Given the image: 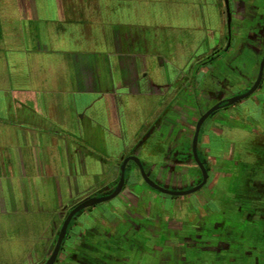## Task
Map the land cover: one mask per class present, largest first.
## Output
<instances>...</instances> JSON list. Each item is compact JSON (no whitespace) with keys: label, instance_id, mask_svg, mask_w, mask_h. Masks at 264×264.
Here are the masks:
<instances>
[{"label":"crops","instance_id":"0c3cea01","mask_svg":"<svg viewBox=\"0 0 264 264\" xmlns=\"http://www.w3.org/2000/svg\"><path fill=\"white\" fill-rule=\"evenodd\" d=\"M44 1L56 2L61 14L63 2L74 0H0V148L3 149L0 151V215L17 210L28 214L29 210L56 209L39 237V247L25 254V260L19 264H29L31 257L46 256L63 215L75 202L86 199L93 191L105 192L114 186L119 162L129 150L124 143L119 112L122 96L128 95L134 100L139 96H158L156 103L148 104L146 113V117L152 113H158L157 116L150 122L144 120L134 129V142L164 113L166 120H163V134L172 136L170 144L178 145L183 143V80L187 91L184 96L187 126L196 119L206 96L199 89L200 78L197 76L198 64L205 57L207 46L191 65L183 64V51L178 44L174 50H171L170 45L166 46L167 51L163 49L165 47L155 50L149 49L145 41L141 45L131 35L126 38L121 29L124 24L118 15L112 21L113 29L102 35L103 46L100 50L86 51L76 47L63 51L69 59L66 75L58 67L54 68L53 61L42 63L39 53L44 50L48 52L49 47L60 52L59 49L54 50L52 43H42L43 37L35 26L39 14L45 12L43 3L38 2ZM94 1L88 0L87 7L91 12L94 10ZM214 3L218 8L216 22L210 14L200 13L202 22L197 25L198 30L205 24L214 27L205 40L210 50L220 47L225 26L222 2L215 0ZM74 5L68 3V9L61 14L70 22L81 19V13L78 18L75 17ZM82 10L79 8V11ZM30 27H33V31L29 30ZM170 43L168 40L167 44ZM14 50L19 53L20 66L11 64ZM254 64H251V73L255 70ZM13 76H20V83L13 85ZM59 76H73L75 85L72 90L65 92L67 90L59 89ZM76 76L83 80L80 85L75 83ZM108 76L121 77L109 86ZM123 76H130V84L123 83ZM152 76H159V81L151 79ZM254 77L247 76L246 81L250 83ZM263 86L264 81L255 92H259ZM61 92L70 96V100L61 101ZM162 98L168 101L163 103ZM13 116L20 118L18 124L11 120ZM95 129L102 130L106 144L109 138L120 143L111 165L77 145L82 135L90 142H95ZM136 131H140V135ZM142 152L144 161L151 165L150 171L157 176H161L165 168H169L168 173L173 176H179L183 170V163L174 164L172 158H166L163 161L166 165H160V156L153 154L151 157L150 150ZM152 158L155 159L153 162L158 163L159 169L157 164H152ZM101 175L106 178L105 183L95 187L93 178ZM128 179L138 184L133 171L128 174ZM50 185L53 191L49 190ZM126 191L124 189V193ZM28 240L34 241L32 237L22 238V241ZM6 241L7 237L0 238V264H7L12 261L10 258L17 256L15 252L7 253L8 248H4L8 243Z\"/></svg>","mask_w":264,"mask_h":264},{"label":"flooded vegetation","instance_id":"af4514ba","mask_svg":"<svg viewBox=\"0 0 264 264\" xmlns=\"http://www.w3.org/2000/svg\"><path fill=\"white\" fill-rule=\"evenodd\" d=\"M221 2L225 17L223 40L218 49L210 50L207 47L205 57L198 64V76H201L199 89L206 96H204L203 107L198 109L196 119L192 123L189 122V126H187V116L184 114L186 113L184 96L187 91L183 80V143L180 145L169 143L173 138L164 136L163 120L166 118L163 117L164 113L160 114L121 158L118 176L112 189L105 192L93 191L87 197L111 193L117 184L123 160L130 156L140 160L144 173L151 180L162 187L171 189L169 187L177 180L178 175H169V168H165L161 176L151 172V165H147L144 158L140 157L143 150H150L151 157L153 154L160 156L162 160L160 165H166L163 162L166 158H172L174 164L175 162L183 163V179L190 176L189 180H192V183H189L187 187L183 185V189L172 188L171 190H187L199 184L202 181V172L192 151L194 130L199 117L210 108L217 106L202 122L196 143V154L207 175L205 183L194 191L205 188L202 195L195 197L197 206H191L190 209V211H196V219L185 222L181 211L178 217H173L174 220L169 212V216L165 212L154 216L152 212L155 209V202L169 211L170 207L166 206L164 196L181 195H170L151 187L143 179L136 162L129 159L125 164V182L121 191L112 199L103 201L107 203L100 202L85 207L71 217L53 264H141L140 259L143 260V264H146L145 258L146 260L148 258L147 264H163V262L172 264L173 258L179 259L180 264H200L203 261L205 264L210 261L219 264H241L243 260H248L243 264H264V190L262 189L264 180L244 179L241 185L237 184V188L236 186L232 188V193L236 195L232 202H221V200L217 202L213 194L216 177L220 173L228 178L230 184L236 182L237 173L234 169L227 166L222 168L223 165L216 163L218 160L237 162L232 159L229 148H226L228 142L224 137L220 138L227 127L225 120L221 118L225 117L230 106L245 97L231 104H226V100L245 93L258 77L264 58V0H228L229 28L224 0ZM237 42L238 46H236ZM253 62L255 70L251 73L250 67L253 66L251 65ZM247 76L255 77L248 83ZM263 81L264 61L261 79L251 94L263 84ZM235 85L239 86L237 90H229L230 86ZM165 101L167 102L168 99L162 98V102ZM146 139H152L153 147L150 146L151 142L149 145L146 143ZM215 139L220 140L219 151L212 149V141ZM151 148L156 149L153 151ZM153 160L155 159L152 158L151 162ZM152 164H157L159 169L156 161ZM130 171L138 173L140 177V180L137 178L138 184L129 182L128 177L126 178L127 172L129 174ZM163 183L165 185H162ZM249 185L251 188L248 187ZM241 186H243L242 189L248 188L240 194L237 189ZM124 189H127L126 193ZM229 190L230 188H227V191L224 190L226 194L221 195L223 199H226L223 196L228 197ZM156 194L160 196L158 201L152 199ZM113 199L116 200L112 203ZM81 201L83 199L78 200L66 210L55 232L52 246L46 251V256L31 257L29 264H45L53 251L65 217ZM81 212L80 218L78 215ZM213 215L215 218L212 217ZM236 219L239 220L238 223ZM150 240L156 241L151 243L150 248H143L145 242ZM171 240L178 244L175 249L176 252L179 251L178 254L172 255V249L167 245V242ZM201 249L205 252L204 260L200 259L203 256H199L203 252ZM131 251H134L132 255L136 254V256L131 258ZM255 257H261V262L257 263Z\"/></svg>","mask_w":264,"mask_h":264},{"label":"rangeland","instance_id":"374dc122","mask_svg":"<svg viewBox=\"0 0 264 264\" xmlns=\"http://www.w3.org/2000/svg\"><path fill=\"white\" fill-rule=\"evenodd\" d=\"M214 1L215 0H96L94 1L93 12H91L87 7L89 4L88 0L63 2L65 3L64 10L61 11V14H64V11L68 9V3L75 4V17L78 18L81 13V16L79 17L81 19H73V22H70L68 18L61 16L57 9L56 2H38L43 3L45 7V12H41L38 20L35 21V26L39 29L40 36L43 37L42 43L49 45L52 43L54 45V50H60V52H56L49 47L48 52L44 50L39 53V59L42 63H51V61H53L54 68L56 69L58 67V70L61 73L64 72L66 75L69 70V59L63 51L76 47L78 49L84 48L86 51L100 50V47L103 46L102 35L107 34L111 29H113L114 26L112 21L113 19H117L115 16L118 15V18L122 19L124 24L121 29L124 30L126 38H128V35H131L133 40L135 39V41H140L141 45L142 41H145V44L149 49L156 48L155 50L162 49L160 47H165L163 49L167 51V45H170L171 50H174V47L176 48V44H178L179 47H182L183 64L191 65L194 58L204 49V47H208L205 40L206 37L210 35V29L212 27L205 24L201 30H198L197 25L202 22L199 18L200 13L210 14L216 22L218 8ZM79 8L83 10L79 11ZM24 23L25 22H23V24ZM213 25L215 26V23ZM212 29H214V27ZM29 30L33 31V27H30ZM29 37L31 38V34H29ZM41 37L39 40L42 41ZM168 40L171 42L170 44H167ZM18 54L19 53L15 50L12 52L13 60H11V64L14 63L15 65L20 66V61H18L20 57ZM14 55L16 56L14 57ZM103 77L104 76H102V78ZM118 77L121 76H108L109 86L113 85ZM157 77L159 78V76H152L151 79L159 81ZM200 77L201 76H197V78ZM19 78L20 76H13L12 84L16 85L20 83L18 80ZM82 81L83 80H79V77L76 76L75 83L77 85H80ZM123 83L125 85L127 83L130 84V76H123ZM58 84L61 91L67 90L65 92L72 90L75 85L73 82V76H59ZM238 88V85L232 87L230 86L229 90H237ZM258 91L259 92H255L230 106L225 113V117L221 118L225 120L227 127L225 129L226 132L220 138L224 137L226 142H230L229 144L227 143L226 148H229V152H232V159L237 162L232 163V161L223 162L218 160L216 163L223 165L222 168L227 166L230 169H234L237 173V178L235 183L230 184L226 176L224 177L221 173L220 175H217L215 182L216 185L213 190V194L216 196L217 202H219V200H221V202H232L233 198L236 196L232 193V188L234 186L237 188V184L241 185V182H243L244 179L264 180V86ZM65 92H61V101H65L67 99L70 100V96L65 94ZM157 101L158 96L148 98L139 96V98L137 97L135 100L131 99L128 95L120 98L119 112L124 131L123 138L124 143L127 144L129 149L132 147V143L134 142L132 139L134 135H136L134 129L136 130L140 123L144 120L147 119L148 122H150L155 118V116H157L158 113H152L146 117V113H148V104L153 102L156 103ZM231 116L232 118H230ZM11 120L18 124L20 118L18 116H13V119ZM84 123H82L83 127ZM218 125L222 126L221 124ZM93 133H95V138H93L95 142H90L84 138V135H82L79 136L81 139L80 141L77 139V145H80L83 151H90L92 155L98 156L103 162L105 161L107 164L111 165L115 156L118 154L117 152L120 148L119 141L109 138L106 144V140L104 141L103 139L102 130L100 131L95 129ZM140 133L141 132L139 131L137 135H140ZM12 137H14L13 134ZM151 140L152 139H146V143L151 142V144H149L153 147ZM219 141V139L212 141L213 150L219 151ZM127 147H125V150ZM151 149L155 151L156 148ZM0 151L2 152L3 149L0 148ZM140 157L142 158L143 154H141ZM135 176L140 180L138 173L135 174ZM127 177L128 172L126 178ZM93 179L92 182L95 187L101 186L105 183L104 180H106L103 175L97 176ZM189 179L190 176L183 179L182 170L179 176H177V180L172 182V186L170 185L169 188L183 189V185L187 187L189 183H192V180ZM52 185L49 186V190L51 191H53L51 187ZM162 185L165 184L163 183ZM248 187L251 188L250 185ZM248 187H245L244 189H242L243 186H241L240 189L238 187L237 191L241 194L242 192H245ZM227 188H230V193L228 194V197L223 196L226 197V199H223L221 195L226 194L224 190L227 191ZM262 189L264 190V185L262 186ZM201 191H205V188L201 189ZM202 193L203 192L199 193L198 191L181 196H164L166 206L170 207L169 211L163 207V205L155 202V209L152 213L154 216H158L161 212H165V214L169 216V212L174 220L173 217H178L181 211L183 212V220L185 222L190 221L191 219H196V211H190V209L191 206H197V204H195V197L202 195ZM159 197L160 196L156 194V196L152 197V199L158 201ZM115 200L116 199H113L111 202L113 203ZM102 203L105 204L107 202ZM54 211H56V209L50 207L38 211L29 210L28 214L23 213L21 210H17L16 212H11L6 215H0V238L3 239L7 237L8 239V241H6L8 242L6 244L7 246H4V248H8L7 253L15 252V255H17L10 258L12 261L7 264H14V262L15 264H19L23 262L25 260V254L32 252L35 247H39V237L41 236L44 227H46L45 224L53 217ZM81 216L82 212L78 215V217L81 218ZM212 217L215 218L214 215ZM238 222L239 220L236 219V223ZM24 237H32L34 241H22V238ZM155 241L156 240H150L147 243L145 242L143 248H150L151 243H154ZM185 243L188 244V242ZM167 245L171 247L172 255L178 254L179 251H175L178 245L175 241H168ZM2 249L3 248H1V250ZM186 249L187 248L184 246V250ZM133 252L134 251H131V258L136 256V254L132 255ZM145 252H148V250H145ZM199 256H203L200 259H205L204 250ZM147 260L146 258L144 259L146 264ZM171 261L170 262L172 264L181 263L179 259L177 260L173 258ZM246 261L248 260H243L241 264L244 262L246 263ZM255 261L260 263L261 257H255ZM140 263L143 264V260L141 261L140 259ZM163 264H165V262H163ZM200 264L205 263L203 261L200 262ZM208 264L219 263H212V261H210Z\"/></svg>","mask_w":264,"mask_h":264},{"label":"water","instance_id":"95a60500","mask_svg":"<svg viewBox=\"0 0 264 264\" xmlns=\"http://www.w3.org/2000/svg\"><path fill=\"white\" fill-rule=\"evenodd\" d=\"M224 6H225L226 14H227V25H228V28H229L230 10H229L228 0H224ZM263 61H264V58H263V60L261 62L259 74H258V77H257L256 81L254 82V84L245 93L227 99L226 100V104H231V103L235 102L238 99L246 97L247 95L251 94L256 89V87H257V85H258V83H259V81L261 79V70H262V66H263ZM216 107L217 106H214V107L210 108L209 110L204 112L199 117V119L196 122L195 130H194L193 141H192V151H193V154H194V158H195L196 162L198 163V165H199V167L201 169V172H202V181L199 184H197V185H195L192 188L187 189V190H171V189H167V188L162 187V186L158 185L157 183H155L153 180H151L144 173L142 163L140 162V160L137 157L130 156V157L125 158L123 160L122 164H121V167H120V173H119V178H118L117 184H116L115 188L113 189V191L111 193L103 195V196H93V197L86 198V199L81 201L79 204H77L74 208H72L69 211V213L65 217V219H64V221H63V223H62V225L60 227V230H59V233H58L57 240H56V243L54 245L53 251H52L51 255L49 256V258L47 259V261L45 262V264H53V262H54V260L56 258V255L58 253V250L60 248L61 241H62V239H63V237L65 235L67 225H68L71 217L77 211H79V210H81V209H83L85 207H89V206L95 205L97 203L112 199L113 197H115L121 191V189H122V187L124 185V182H125L124 168H125L126 162L129 159L134 160L136 162V164L138 165V167L140 169V172H141V175H142L143 179L145 180V182L147 184H149L151 187H153V188H155V189H157V190H159L161 192H164V193H167V194H170V195H184V194L191 193V192H194L197 189H199L205 183L207 175H206V171H205V169L203 167L202 162L199 160V158H198V156L196 154V143H197L198 133H199L200 126H201L202 122L204 121V119Z\"/></svg>","mask_w":264,"mask_h":264}]
</instances>
